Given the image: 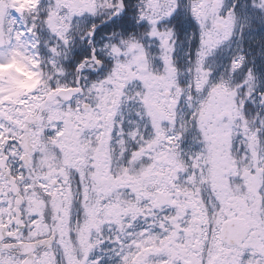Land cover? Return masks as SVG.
Wrapping results in <instances>:
<instances>
[{
	"label": "snow or ice",
	"instance_id": "obj_1",
	"mask_svg": "<svg viewBox=\"0 0 264 264\" xmlns=\"http://www.w3.org/2000/svg\"><path fill=\"white\" fill-rule=\"evenodd\" d=\"M0 264H264V0H0Z\"/></svg>",
	"mask_w": 264,
	"mask_h": 264
}]
</instances>
